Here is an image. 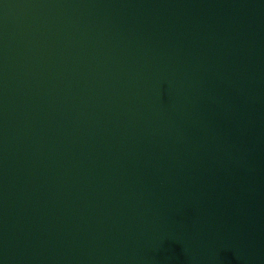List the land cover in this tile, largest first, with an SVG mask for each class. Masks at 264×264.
Wrapping results in <instances>:
<instances>
[{"label": "water", "instance_id": "water-1", "mask_svg": "<svg viewBox=\"0 0 264 264\" xmlns=\"http://www.w3.org/2000/svg\"><path fill=\"white\" fill-rule=\"evenodd\" d=\"M0 264H264V0H0Z\"/></svg>", "mask_w": 264, "mask_h": 264}]
</instances>
